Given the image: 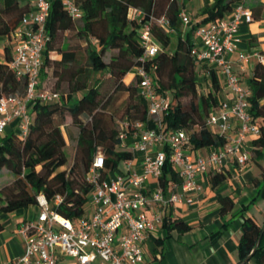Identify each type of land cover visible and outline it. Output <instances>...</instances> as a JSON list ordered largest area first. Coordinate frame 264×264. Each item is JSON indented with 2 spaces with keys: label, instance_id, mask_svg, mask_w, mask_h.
Masks as SVG:
<instances>
[{
  "label": "trees",
  "instance_id": "obj_1",
  "mask_svg": "<svg viewBox=\"0 0 264 264\" xmlns=\"http://www.w3.org/2000/svg\"><path fill=\"white\" fill-rule=\"evenodd\" d=\"M240 0H205L199 16L202 20L193 23L184 33V23L180 17L184 4L180 0H76L83 9L81 20H73L63 7L61 0H52L48 31L51 40L46 49L45 69L50 68L41 82L42 90L52 81L58 88L68 85L69 93L61 103L42 104L36 102L30 106L34 117L29 137L22 141L15 131L6 134L0 142V176L5 169L11 173L13 181L0 191V213L11 214L22 209L37 206V198L45 195L49 202L62 195L64 201L56 208L58 214L78 222L89 214V201L92 192L87 175L93 166L98 152L105 157L103 177L134 159L131 151L121 148L119 128L120 119L107 112L100 90V77L108 75L115 83L114 92L125 91L129 95L126 115L121 120L129 122V133L135 132L133 124L148 122V104L139 92V81L127 84L126 78L133 73L143 55V47L138 41L142 24L129 18L131 8L144 11L147 20L151 15L166 16L171 22L172 32L154 27L153 34L163 51L148 64L152 70V80L159 93L173 92L171 109L163 117V128L167 132L186 131L190 137L192 149H206L211 146L223 147L226 140L206 127L208 116L219 107L217 97L220 91L219 76L210 70L211 85L207 95L199 97L200 82L197 78L196 63L191 56L195 45L196 31L212 21H219L229 15ZM30 5H21L19 0H0V40H12ZM254 19L257 17L253 12ZM79 38L87 42L83 48L78 44L62 48L63 35ZM176 39L172 50L171 44ZM92 40L96 46L92 45ZM5 61L0 62V99L2 97H23L27 91V79H18L10 68L11 49L6 47ZM86 52V62L82 63V54ZM108 52H115L110 61L105 60ZM62 55L61 61L52 59L53 54ZM78 60L81 64L78 65ZM77 64V65H76ZM253 95L250 99V112L261 126V135L252 141V159L263 168L264 160V65L257 64L253 77L249 80ZM169 93V92H168ZM190 98L188 104L184 99ZM64 99V97H63ZM69 114L73 125L79 129L77 154L70 170L66 153L67 140L64 135V118ZM229 175L226 172L211 176L213 187L223 184ZM166 193L174 184L181 185V178L173 165L167 161L161 178ZM264 182L255 180L258 186ZM168 191V192H167ZM169 194V193H168ZM222 213L233 210L235 202L231 197H219ZM242 236L238 246L240 263L254 250L262 234V228L254 219L242 214ZM164 227L169 231L187 233L191 226L182 219H175L172 210L166 209ZM4 230L0 223V232ZM250 262L264 264V234L257 251Z\"/></svg>",
  "mask_w": 264,
  "mask_h": 264
},
{
  "label": "built area",
  "instance_id": "obj_2",
  "mask_svg": "<svg viewBox=\"0 0 264 264\" xmlns=\"http://www.w3.org/2000/svg\"><path fill=\"white\" fill-rule=\"evenodd\" d=\"M73 20L83 18V9L76 0H61ZM33 7L23 17L12 36L14 52L10 68L18 79H27L25 96L0 99V136L13 126L18 137L26 141L34 117L30 106L61 103L58 91L42 90L41 75L45 70L46 49L51 40L47 25L52 0H33ZM248 0H240L232 12L219 21L201 26L195 33L191 56L195 63L207 66L223 77L231 98L222 101L206 120V127L226 140L223 147L192 149L186 131L167 132L163 117L171 109L169 93H159L152 80L148 64L160 52L161 45L154 37V27L172 32L166 16L151 15L147 20L144 11L131 8L129 18L142 24L138 41L143 55L133 72L139 81V92L148 104V122L133 124L135 132L129 133L126 120L117 122L121 148L142 154L140 171L131 172L132 161L124 162L126 172L113 177H103L105 157L98 152L87 175L92 187L87 217L77 223L58 214L56 208L64 201L62 195L52 202L45 195L37 198L41 210L36 220H26L18 229L24 243L22 256L0 264H65L68 259L75 264H142L145 261L143 242L148 233L164 224L166 209L186 202L193 205L196 195L203 192L201 178L208 173H223L230 166L246 167L252 159L253 147L249 139L261 135V126L250 112L253 90L244 83L241 72L246 64L256 58L264 65V54L241 51L239 29L254 22ZM184 25H191L190 16L182 11ZM238 53L236 63L231 59ZM236 65L238 69H236ZM235 132L234 135L232 133ZM129 137L135 139L127 145ZM181 178V185L174 186L167 194L161 185L167 161Z\"/></svg>",
  "mask_w": 264,
  "mask_h": 264
},
{
  "label": "crops",
  "instance_id": "obj_3",
  "mask_svg": "<svg viewBox=\"0 0 264 264\" xmlns=\"http://www.w3.org/2000/svg\"><path fill=\"white\" fill-rule=\"evenodd\" d=\"M180 1L182 4L185 3L183 11L190 16L192 21L191 25H184L183 31L185 33L191 28L193 23L203 19V17L198 14L204 7L205 0ZM210 1L213 2V0ZM19 2L21 5L29 4L30 8H32L34 4L33 0H19ZM247 5L252 12H255L257 17H255L253 23L241 25L239 29V36L242 39L240 49L245 52H260L264 54V0H248ZM1 40L3 45V58H1L2 60H0V62H4V50L8 47L10 41L8 38H3ZM194 41H196L195 37ZM176 43L177 42H175L174 47H170L172 50H174ZM73 44H78L83 48L87 47L86 41L79 38L70 39L69 33L66 32L63 35L61 47L65 49ZM92 45L96 46L94 40H92ZM13 52L14 49L11 50L12 56ZM237 58L238 53H235L231 57L235 63ZM52 59L61 61L62 55L55 53ZM77 62L78 65L81 64V60ZM257 64V59L252 58L246 64V71L241 72L244 83L250 88L249 80L253 77ZM196 66L198 68L207 67L197 63ZM207 69L208 72L202 77L205 83H201V85H208V89L202 91L203 95L209 93L211 85L209 78L210 69L208 67ZM236 69H238L237 65ZM45 71L46 74L52 73V70L49 68L45 69ZM133 77L134 72L127 76V84L133 81ZM219 79L221 88L217 97L219 103H221L222 101L229 100L231 94L224 85L223 77H219ZM12 130L13 126H10L6 134L11 133ZM234 134L235 132L232 133V135ZM64 135L66 137L65 132ZM3 136H0V142ZM134 141L135 139L133 137H129L127 145L131 147ZM252 141V138L249 139L250 145H252ZM203 152H207V149L203 150ZM141 159L142 154L138 153L135 155L130 167L131 172L140 171ZM261 164L263 168L254 161H251L244 168L238 166L228 167L226 169V173L229 175L228 179L217 187H213L210 181L211 176L215 173L210 172L203 176L201 178L203 192L196 195L193 205L182 202L178 205L169 207V210H172L173 217L175 219H182L191 226V230L184 234L176 230L169 232L163 224L159 226L156 231L148 233L143 242L145 261L142 264H239L238 246L242 236V214L254 219L260 227L264 226V182L258 186L254 184L255 180H262L263 178L264 160L261 161ZM118 172H126L124 163H122L119 168L110 171L108 177H113ZM174 186L177 185L173 184L169 188V192L167 191L169 194L173 192ZM220 196L234 199L235 205L233 210L225 214L222 213V203L219 200ZM89 212H91V209H89ZM12 215L18 217L17 212ZM0 223L4 227V230L0 232V263H6L22 256L24 253V243L18 234V229L23 223L18 222L19 224H16L17 226L12 232H6L5 230L6 226L10 227V222L7 218L4 223H2L0 219ZM65 264H75V261L68 259ZM95 264H100V262L96 261ZM247 264L254 263L249 262Z\"/></svg>",
  "mask_w": 264,
  "mask_h": 264
},
{
  "label": "rangeland",
  "instance_id": "obj_4",
  "mask_svg": "<svg viewBox=\"0 0 264 264\" xmlns=\"http://www.w3.org/2000/svg\"><path fill=\"white\" fill-rule=\"evenodd\" d=\"M175 42H176L175 39H173V43L171 47H174ZM8 47H10L11 50L13 49L11 42L8 45ZM2 51H3V45H2V40H1L0 41V60H2L1 58H3ZM114 53L115 52L106 53L105 60L109 62L111 56ZM81 57H82V63L84 64L86 62L87 53L84 52ZM195 70L197 72L198 81L200 83H205L202 77H204L205 73L208 72L207 67H203V68L196 67ZM46 71L42 73L41 81L44 80ZM209 78L211 81V76H209ZM99 83L101 84L100 90H101L103 102L104 104L107 105V112H109L116 120L123 119L126 115V109L128 105L130 104L128 93H126L125 91L114 92V89H115L114 80L111 77L109 78L107 74L102 75L100 77ZM54 84H55V81H52L49 84L48 88L52 90H57L58 92H60L64 97L63 101H65L67 94L69 93L68 85L63 83L58 88H56ZM207 89H208V85L200 84L199 97L203 96L202 91L207 90ZM168 92H169L170 98L172 99L173 92L172 91H168ZM189 101H190V98H187V99H184L182 102L184 104H188ZM116 127H118V124H116ZM64 132L66 134V139H67L66 153L68 155V164L65 166V169L70 170L75 162V158L77 154V137L79 134V129L77 126L73 125V120L69 114H67L64 118ZM13 178L14 176L11 173H9L8 170L5 169L3 175L0 176V191L4 189L7 185H9L13 181ZM40 212L41 210L39 206L37 205L29 209H22L18 211L17 212L18 217L13 216L12 215L13 213L11 214L0 213V219L2 220V223L6 221V218L8 219V221L10 222V227L6 226L5 230L6 232L7 231L12 232L16 228V226L19 224L18 222L24 223L26 220H28V218H31L32 220L37 221L40 215Z\"/></svg>",
  "mask_w": 264,
  "mask_h": 264
},
{
  "label": "water",
  "instance_id": "obj_5",
  "mask_svg": "<svg viewBox=\"0 0 264 264\" xmlns=\"http://www.w3.org/2000/svg\"><path fill=\"white\" fill-rule=\"evenodd\" d=\"M264 234V226H263V228H262V234H261V236H260V238H259V240H258V242H257V245H256V247L254 248V250H253V252L244 260V261H242L241 263H239V264H247V263H249L250 261H251V259H252V257H253V255H254V253L257 251V249H258V247H259V244H260V242H261V239H262V235Z\"/></svg>",
  "mask_w": 264,
  "mask_h": 264
}]
</instances>
